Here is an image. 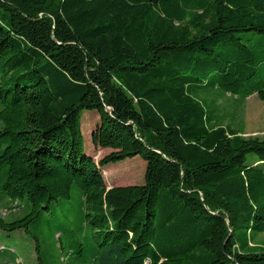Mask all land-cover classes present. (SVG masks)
I'll list each match as a JSON object with an SVG mask.
<instances>
[{
  "label": "trees",
  "instance_id": "16d2710c",
  "mask_svg": "<svg viewBox=\"0 0 264 264\" xmlns=\"http://www.w3.org/2000/svg\"><path fill=\"white\" fill-rule=\"evenodd\" d=\"M209 93L264 101V0H0V229L44 264L34 230L77 192L93 243L57 263L264 264V139L216 124ZM137 155L144 182L107 187Z\"/></svg>",
  "mask_w": 264,
  "mask_h": 264
},
{
  "label": "rangeland",
  "instance_id": "374dc122",
  "mask_svg": "<svg viewBox=\"0 0 264 264\" xmlns=\"http://www.w3.org/2000/svg\"><path fill=\"white\" fill-rule=\"evenodd\" d=\"M205 96L215 106L214 121L216 124L237 129L244 137L264 139V101L257 94L249 95L245 99L222 93H209ZM97 122V111L81 110L80 127L84 136V149L88 153L91 152L96 161L110 152V149L98 148L91 143L90 133ZM144 172L145 161L139 155L108 163L102 169L107 187L142 184ZM81 215L77 192L73 194L71 199L64 200L59 206L54 207L51 213L42 215L41 224L34 232L40 238L39 246L44 264H63L56 261L60 255H64L63 251L73 250V255L87 254V249L93 243V239L89 237L88 228L85 225L80 226ZM8 218L12 219L9 216ZM63 228H67L68 231L62 235L60 240L52 236L53 230ZM253 241L256 244L264 245V232L259 233ZM76 242L83 244L79 253H76ZM0 245L11 249L19 258V264H39L35 240L30 233L23 229L11 232L0 229ZM145 263H148V260Z\"/></svg>",
  "mask_w": 264,
  "mask_h": 264
},
{
  "label": "crops",
  "instance_id": "0c3cea01",
  "mask_svg": "<svg viewBox=\"0 0 264 264\" xmlns=\"http://www.w3.org/2000/svg\"><path fill=\"white\" fill-rule=\"evenodd\" d=\"M1 246H3V245H0V247H1ZM17 261H18V262L20 261L19 258L17 259Z\"/></svg>",
  "mask_w": 264,
  "mask_h": 264
}]
</instances>
